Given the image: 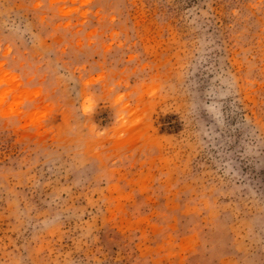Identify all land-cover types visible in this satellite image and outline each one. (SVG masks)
I'll list each match as a JSON object with an SVG mask.
<instances>
[{"label":"rangeland","instance_id":"374dc122","mask_svg":"<svg viewBox=\"0 0 264 264\" xmlns=\"http://www.w3.org/2000/svg\"><path fill=\"white\" fill-rule=\"evenodd\" d=\"M0 264H264V0H0Z\"/></svg>","mask_w":264,"mask_h":264},{"label":"clouds","instance_id":"9594fccd","mask_svg":"<svg viewBox=\"0 0 264 264\" xmlns=\"http://www.w3.org/2000/svg\"><path fill=\"white\" fill-rule=\"evenodd\" d=\"M120 99H122V97L117 98V103L119 102ZM91 110H92V109H91L90 107H88V106H85V107H84V111H85V112H89V111H91ZM117 119H118V121H121V123H120V126H121V127H123L124 124L127 123V121H126V119L124 118V115H123V114H121L120 116H118ZM103 134H104L103 132H99V133H97L98 136H99V135H103ZM120 135L123 136V133H121Z\"/></svg>","mask_w":264,"mask_h":264}]
</instances>
